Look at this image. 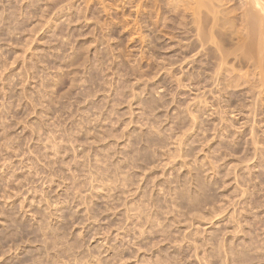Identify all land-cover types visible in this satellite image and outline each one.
I'll list each match as a JSON object with an SVG mask.
<instances>
[{
  "label": "rangeland",
  "instance_id": "1",
  "mask_svg": "<svg viewBox=\"0 0 264 264\" xmlns=\"http://www.w3.org/2000/svg\"><path fill=\"white\" fill-rule=\"evenodd\" d=\"M172 2L0 0V264H264V64Z\"/></svg>",
  "mask_w": 264,
  "mask_h": 264
},
{
  "label": "bare ground",
  "instance_id": "2",
  "mask_svg": "<svg viewBox=\"0 0 264 264\" xmlns=\"http://www.w3.org/2000/svg\"><path fill=\"white\" fill-rule=\"evenodd\" d=\"M173 1H174L172 2L173 7H171L173 8L172 11L174 10V12L177 15H179L178 14V9H179V4H180L179 2L180 1L185 2V0H173ZM189 1H192L193 3H195L194 8L193 7H189V8H193L192 14L194 15V21H193L194 25L192 24L193 25L192 28L194 27V30L196 31L195 34L198 36V39L200 40L199 42H201V45L202 44L209 45L210 42L213 44H216V47H213L215 49H213L212 53H214L215 50L220 51L219 50L221 49L220 43L223 44L225 40H229L230 38H233L235 40L234 35L236 34L238 37V34H241V37H243L242 43L239 42L240 46L237 45V47L241 49L240 51L241 54H239L240 53L239 51L238 52L234 51V53L236 52L235 54L232 53L235 55L236 58H238V62L242 61V63H244V61H248V62L252 61L254 64L255 62L258 65L264 64V0H189ZM230 1L232 3H229ZM227 3H229L228 5H231L232 8L231 7L228 8ZM186 4L188 3H185V5ZM182 5L184 4L182 3ZM189 8L187 7L186 10H188ZM182 9H184V7ZM182 9L180 8L179 11H181ZM173 15L175 14L173 13ZM239 20H240L239 23L242 24V27L240 28V30L237 29L238 27L237 28L235 27V25L237 24ZM214 35L218 37V39L220 40V43H219V40L217 42L216 40L217 37H214ZM212 45L210 44L209 48H212ZM209 48L205 47L206 50H208ZM222 50L226 52L224 48ZM208 52L210 53V51ZM212 53L210 54L212 55ZM229 53L230 52H228V54ZM216 54H217V51H216ZM219 55H220V58L222 56V59L227 62L226 59L229 58L228 55H224V54L223 55L219 54ZM218 67H220L219 69L224 68L222 65ZM226 68L227 67H225V69Z\"/></svg>",
  "mask_w": 264,
  "mask_h": 264
}]
</instances>
